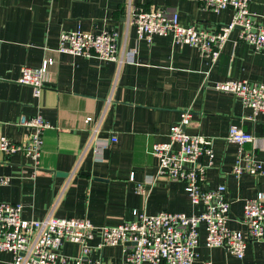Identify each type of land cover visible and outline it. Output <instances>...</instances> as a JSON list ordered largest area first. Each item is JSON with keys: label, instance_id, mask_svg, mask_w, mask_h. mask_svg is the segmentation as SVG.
I'll return each instance as SVG.
<instances>
[{"label": "crops", "instance_id": "obj_1", "mask_svg": "<svg viewBox=\"0 0 264 264\" xmlns=\"http://www.w3.org/2000/svg\"><path fill=\"white\" fill-rule=\"evenodd\" d=\"M155 9L177 14L184 28L211 35L232 15L205 10L198 0H0V138L22 142L28 132L23 124L38 115L50 126L42 134L36 166L20 153L0 152V177L9 180L0 185V203L20 204L24 220L87 218L96 227L91 256L103 264H121L123 254L119 248H96L99 228L142 214L203 212L202 205L191 204L182 182L157 174L150 154L154 144L167 142L181 112L192 115L188 134L212 140L214 160L202 188L225 187L230 229L244 230L239 224L244 202L264 193V175L233 174L246 153L264 169V114L253 115L234 95L215 89L229 80L264 84V49L257 52L239 42L234 30L210 64L170 36L140 40L128 15ZM248 10L255 25L264 28V0H252ZM77 30L114 32L121 62L59 54L60 34ZM128 52H134L132 63L126 62ZM46 59L53 65L44 91L34 97L31 88L18 83L20 70L39 67ZM86 118L92 121L85 124ZM232 125L254 142L229 143ZM93 128L98 129L95 136ZM111 137L116 142L96 158L95 143ZM199 162L206 164V159ZM199 229L195 264H264V243L248 244L238 260L222 249L206 248L203 226ZM61 251L73 258L80 254L71 244ZM0 264H12L11 255L0 252Z\"/></svg>", "mask_w": 264, "mask_h": 264}, {"label": "built area", "instance_id": "obj_2", "mask_svg": "<svg viewBox=\"0 0 264 264\" xmlns=\"http://www.w3.org/2000/svg\"><path fill=\"white\" fill-rule=\"evenodd\" d=\"M252 0H198L205 10L231 11L230 22L217 34H208L194 28L179 25L177 14L165 10L132 12L129 24L135 28L140 40L151 42L153 36L167 37L183 45L195 48L210 64H215L228 35L238 31V40L255 51L264 49V28L255 25L248 6ZM59 54H68L100 61L121 62L118 58L116 34L102 32L89 34L77 30L62 32L59 36ZM132 63L134 52L126 54ZM53 65L46 59L39 67H23L20 85L31 88L33 96L39 97L45 89V76ZM217 91L234 95L253 115L264 114V84L248 81H226L215 86ZM190 112H181L178 124L169 128L167 142L154 144L150 154L157 161V174L184 184V191L194 206L202 205L200 214L187 216L182 213L161 212L157 215H138L132 222L116 227H101L97 249L119 248L123 254L121 264H195L199 260L197 248L200 226L205 234L208 249H222L234 258L244 257L248 244L264 243V193L246 200L239 224L243 231L232 230L227 224L231 202L224 186L206 191L202 188L205 172L214 160L212 140L200 135H190L185 130L191 122ZM85 119V124L91 122ZM28 130L22 142L0 138V152L4 155L22 154L35 166L42 147V134L50 126L38 115L28 120ZM97 128H93L95 136ZM226 140L243 146L253 143L254 137L237 126H230ZM116 138L95 143L94 154L101 158L105 148ZM206 159V164L199 162ZM37 170V168H36ZM237 177L264 175L263 167L252 154L246 153L233 168ZM8 178L0 177V185L8 184ZM141 191V187L137 186ZM96 227L87 218H56L47 216L42 220H24L20 204L0 203V252L11 255L12 264H103L93 259L90 245ZM64 244L79 247V256L73 258L62 254ZM204 264H214L210 261Z\"/></svg>", "mask_w": 264, "mask_h": 264}]
</instances>
